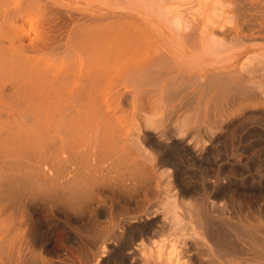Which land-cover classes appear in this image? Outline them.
<instances>
[{
	"label": "bare ground",
	"instance_id": "bare-ground-1",
	"mask_svg": "<svg viewBox=\"0 0 264 264\" xmlns=\"http://www.w3.org/2000/svg\"><path fill=\"white\" fill-rule=\"evenodd\" d=\"M241 8L242 12L247 9ZM239 17L246 19L243 14ZM259 34L264 42V31ZM236 39L246 42L247 36L238 34ZM146 44L152 51L154 45ZM136 45L138 42L122 46L123 54L92 56L83 70L66 73L62 78L30 87L16 80L0 87V120L10 124L21 116L28 123L30 116H34L29 111H33L36 118L49 116L51 126L41 134L35 127L40 122L34 120L15 139L6 137L7 133L0 128V264H80L60 245L36 235L32 226L37 221V212L45 210L65 223L71 222L73 215L83 218L80 214L86 211L101 218L106 214L105 199L112 194L128 197L138 194L142 200L140 210L133 216L110 223L116 245H107L109 255L101 259L102 264H264V208H261L263 216L258 215L262 220L258 222L257 217V223H250L257 226L242 229L209 219L207 215L194 219L187 213L186 217L180 213L181 192L163 187L159 170L172 167L178 171V160H173L174 155L167 148L177 146V158L189 156L191 162L205 152L210 143L208 135L191 142V136L201 128L189 124L198 126L205 122L202 129L209 131L210 107L206 103L193 107L192 103H185L169 111H165L167 106L162 109V103H168L163 79L177 72L187 74L192 81L191 76L196 74L192 58L165 48L162 55H128ZM46 93L49 106H25ZM39 99L44 103L42 97ZM4 109L8 112L3 113ZM117 113L130 116V124H135L133 134L131 129L126 130L127 126L116 129L113 121ZM165 117L182 120L179 126L168 130L169 143H162L158 136ZM3 144L9 148L6 151L9 157H22L24 153L26 157L31 151L37 153L40 161L31 152L29 158L23 157L31 163L10 160L1 151ZM228 200L233 205L234 201ZM222 209L211 201L209 210L218 213ZM185 217L189 230L181 227ZM75 234L67 228V241L74 244ZM257 234L262 237L260 240Z\"/></svg>",
	"mask_w": 264,
	"mask_h": 264
},
{
	"label": "rangeland",
	"instance_id": "rangeland-1",
	"mask_svg": "<svg viewBox=\"0 0 264 264\" xmlns=\"http://www.w3.org/2000/svg\"><path fill=\"white\" fill-rule=\"evenodd\" d=\"M241 7L247 8V12H242ZM249 25L253 26L249 28ZM263 31L264 0H0V87L16 80L30 87L62 78L66 73H78L90 57L123 54L122 46L132 42H138L136 49L128 52L132 56L162 55L163 48L179 55L189 54L196 74L191 76L192 81L187 74L177 72L164 78L167 86L163 85L164 90L168 93L163 101L169 105L163 102L161 106L162 109L167 106L165 111H169L178 104L192 103V107L208 104L209 131L202 129L205 122H200L199 127L196 123L189 125L201 128L191 136V142L208 135L210 143L195 162L189 156L177 158V146L167 148L174 155L173 160L179 161L178 171L172 167L160 169L162 185L167 190L174 188L181 192L180 213L186 217L187 213L194 219L207 215L209 219L249 229L258 225L250 224L257 223L255 218L259 217L258 222L262 220L258 215H262L264 208V42L259 34ZM238 34L247 36L246 42L237 40ZM146 43L154 45L152 51ZM47 96L40 94L25 106H49ZM39 97L44 103H40ZM29 114L34 116H30L28 123L21 116H16L10 124L0 120L1 131L15 139L35 120L40 122L36 129L45 134L42 130L51 127L50 117L36 118L33 111ZM114 118L116 129L127 126L126 130L134 133L135 124H130L129 115L117 113ZM163 119L158 136L162 143H169L168 130L179 126L182 120ZM5 146L1 147L3 153L9 149ZM31 153L39 159L37 153ZM23 157L25 153L8 159L32 162ZM228 199L234 201L233 205ZM141 200L138 194L108 195L103 217L85 210L80 214L84 219L73 215L69 223L39 210L32 229L40 239L66 249V254L78 263L102 264L101 259L109 255L107 245H116L110 223L133 216L140 210ZM211 201L224 209L218 213L209 210ZM183 223L181 227L189 230L187 218ZM67 228L77 234L74 244L66 239ZM260 234L258 240L263 236Z\"/></svg>",
	"mask_w": 264,
	"mask_h": 264
}]
</instances>
